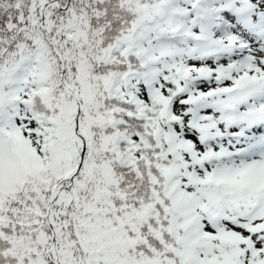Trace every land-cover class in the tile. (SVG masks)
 I'll list each match as a JSON object with an SVG mask.
<instances>
[{"label":"snow or ice","instance_id":"snow-or-ice-1","mask_svg":"<svg viewBox=\"0 0 264 264\" xmlns=\"http://www.w3.org/2000/svg\"><path fill=\"white\" fill-rule=\"evenodd\" d=\"M0 264H264V0H0Z\"/></svg>","mask_w":264,"mask_h":264}]
</instances>
